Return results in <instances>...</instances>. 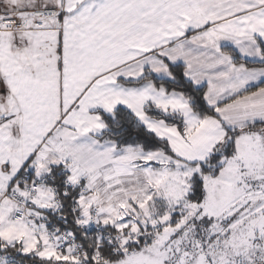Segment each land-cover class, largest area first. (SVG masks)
I'll use <instances>...</instances> for the list:
<instances>
[{"label":"snow or ice","instance_id":"6c2138e0","mask_svg":"<svg viewBox=\"0 0 264 264\" xmlns=\"http://www.w3.org/2000/svg\"><path fill=\"white\" fill-rule=\"evenodd\" d=\"M0 264H264V0H0Z\"/></svg>","mask_w":264,"mask_h":264}]
</instances>
